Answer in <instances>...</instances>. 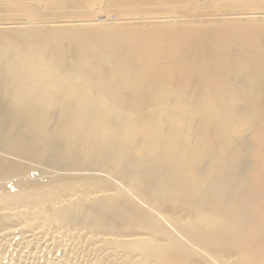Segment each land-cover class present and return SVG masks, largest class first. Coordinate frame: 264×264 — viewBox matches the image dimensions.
Segmentation results:
<instances>
[{
    "label": "bare ground",
    "instance_id": "1",
    "mask_svg": "<svg viewBox=\"0 0 264 264\" xmlns=\"http://www.w3.org/2000/svg\"><path fill=\"white\" fill-rule=\"evenodd\" d=\"M244 1L0 0V264H264Z\"/></svg>",
    "mask_w": 264,
    "mask_h": 264
},
{
    "label": "rangeland",
    "instance_id": "2",
    "mask_svg": "<svg viewBox=\"0 0 264 264\" xmlns=\"http://www.w3.org/2000/svg\"><path fill=\"white\" fill-rule=\"evenodd\" d=\"M259 1H260V0H247V1H244V2L248 5V8H249L250 10H252L251 12H255V13H257V12H264V11L259 10V7H258V3H259ZM100 19H105V17H102V18H100ZM31 169H34V170H29L31 174H33V173H34V174L39 173L38 169L35 170L36 167H33V168H31ZM29 171L27 172V174L29 173ZM65 171H66V173L68 174V176H66V177H68V178H69V177H73V176L75 177V175L77 176V173H80V172L82 173V174L80 173V175H83V173H85V172H86V174H87V173L90 174V172L85 171V170H84V171H83V170H82V171H80V170L78 171L77 168H74V167H72V166L69 167L68 169H66ZM65 171H64V172H65ZM64 172H63V173H64ZM93 173L95 174V172L92 171L91 174H93ZM91 174H90V175H91ZM71 175H73V176H71ZM102 175H103V174H102ZM28 176H29V175H28ZM78 176H79V174H78ZM105 176L107 177V175H104V177H105ZM15 179H16V178H15ZM100 181L103 182L102 180H100ZM41 185H44V184H41ZM45 185H46V184H45Z\"/></svg>",
    "mask_w": 264,
    "mask_h": 264
},
{
    "label": "built area",
    "instance_id": "3",
    "mask_svg": "<svg viewBox=\"0 0 264 264\" xmlns=\"http://www.w3.org/2000/svg\"><path fill=\"white\" fill-rule=\"evenodd\" d=\"M34 176H38L37 174H33L32 177L34 178Z\"/></svg>",
    "mask_w": 264,
    "mask_h": 264
}]
</instances>
